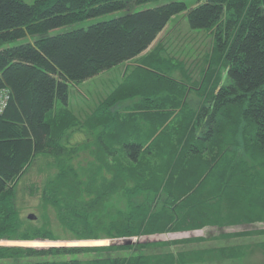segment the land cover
Masks as SVG:
<instances>
[{"label":"trees","instance_id":"obj_1","mask_svg":"<svg viewBox=\"0 0 264 264\" xmlns=\"http://www.w3.org/2000/svg\"><path fill=\"white\" fill-rule=\"evenodd\" d=\"M187 7L185 0H0V45L37 35L0 48V87L10 90L0 112V238L29 243H0V264H222L242 259L250 238L264 251V226L32 245L264 221V0H201L188 8L189 25L210 30L212 44L196 61L201 75L182 73L192 80L182 90L166 74L169 59L160 64L147 54L140 64L147 69H135L91 113L59 114L71 82L136 57ZM121 8V15L48 33ZM119 100H131V108L111 110ZM79 126L94 130L87 165L74 161L80 143L63 141L67 128ZM39 155L56 171L29 185L45 213L24 226L17 196ZM49 209L69 233L55 230Z\"/></svg>","mask_w":264,"mask_h":264},{"label":"rangeland","instance_id":"obj_2","mask_svg":"<svg viewBox=\"0 0 264 264\" xmlns=\"http://www.w3.org/2000/svg\"><path fill=\"white\" fill-rule=\"evenodd\" d=\"M27 2H32L34 0H26ZM168 1V0H160ZM188 4L187 9L180 11L177 14H174L168 23L164 26V28L159 32L156 39L143 51H141L136 57L128 59L122 63H119L111 68L105 69L98 74L91 76L87 79H84L79 82H71L69 84V103L65 106H59V114L60 116H64L68 109L72 112L78 113L81 117H85L92 110L99 105L101 99L106 97L109 92H111L117 85L121 83V81L127 79L135 69H147L144 66L140 65L142 61V57L149 54L152 59H155L160 62L162 60H166L165 57L169 59V67H165L167 72L166 74L171 77L172 81L178 87V90H182L183 82L186 85L192 80L184 79L182 76L183 72H187L191 75V77L196 78L201 75L200 65L197 64L196 61L200 63V61H204L203 56L207 51H210L212 44V33L208 29H196L192 28L189 25L187 18V10L189 7L198 3L201 0H185ZM152 5V2L147 3ZM146 5V4H145ZM126 12V8H121L109 12H104L95 16L86 17L72 23L60 25L54 28H51L48 33L54 34L57 32H62L65 30H69L72 28H77L81 26H87L90 23L111 18L114 16H118ZM37 35H25L23 37L10 40L8 42H4L0 45V48L7 45L17 44L20 42H25L29 40H33ZM160 44H158V42ZM184 53H186L184 55ZM160 57V58H159ZM170 57V58H169ZM180 58L185 60L186 68L181 67ZM172 59V60H170ZM168 61V60H166ZM204 65V64H203ZM138 66V67H137ZM158 73V72H157ZM176 78V80L173 79ZM176 81V82H175ZM130 99V98H128ZM134 102L138 101V99H132ZM131 100H119L117 102L111 103V110L113 111H127L131 108ZM61 107V108H60ZM102 128H100L101 131ZM94 130H83L82 127H69L66 129L64 133L63 141L69 143L70 145L79 144L80 150L76 153V158H74L75 162H78L83 165L88 164L89 159V146L85 145L86 141H91L94 139ZM136 135H131L133 137ZM81 143H84L81 144ZM46 156L39 155L37 159L31 165L28 174L22 179L19 189V193L17 196V205L20 210V218L23 221L24 226L29 223H39L40 214L45 213L44 210L39 209L38 203L40 202V191L36 190V192H31V186L33 183L41 185L45 173L51 174L56 171V168L52 166L46 165ZM45 172V173H44ZM43 211V212H42ZM34 213V217H29V213ZM47 215L53 220L55 225V230L60 231L59 233H69L64 232L62 229L64 228L59 220L57 219V215L55 210L49 209L47 211ZM264 226V221L254 222V223H244L239 225H231L223 228L217 226H208L200 229H192L185 231H176V232H163V233H153V234H142L140 236L127 237L126 239H130L129 242H134L137 239L139 240H154V239H171L177 237H183L186 235L193 234H208L215 233L220 230H236V229H246L253 227H261ZM70 231V229L68 230ZM125 237L112 240L110 238H103L104 241L96 242L97 238H80V239H37L42 240L41 244H32V245H50L51 242H57L58 244H98V243H109V242H118V243H126ZM107 239V240H105ZM0 240H12L14 242H0V243H8V244H29V243H19L20 240L27 239H3ZM34 240V239H30ZM45 242V243H44ZM258 239L250 238L246 241L248 246L247 253L237 261H227L222 264H264V251L260 249L258 245ZM95 254L85 253V256H93ZM194 264H217L216 262L203 263L198 262Z\"/></svg>","mask_w":264,"mask_h":264},{"label":"built area","instance_id":"obj_3","mask_svg":"<svg viewBox=\"0 0 264 264\" xmlns=\"http://www.w3.org/2000/svg\"><path fill=\"white\" fill-rule=\"evenodd\" d=\"M10 97V90L8 87H0V112L6 107Z\"/></svg>","mask_w":264,"mask_h":264},{"label":"water","instance_id":"obj_4","mask_svg":"<svg viewBox=\"0 0 264 264\" xmlns=\"http://www.w3.org/2000/svg\"><path fill=\"white\" fill-rule=\"evenodd\" d=\"M28 216L32 218V217L35 216V214L31 212V213L28 214ZM126 238L127 237H125L124 239H126ZM129 241H130V239H126V243H130Z\"/></svg>","mask_w":264,"mask_h":264}]
</instances>
